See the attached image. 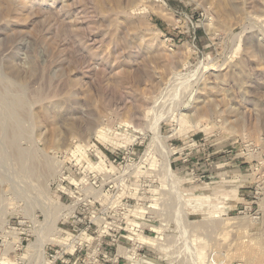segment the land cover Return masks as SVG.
Here are the masks:
<instances>
[{
    "label": "rangeland",
    "instance_id": "1",
    "mask_svg": "<svg viewBox=\"0 0 264 264\" xmlns=\"http://www.w3.org/2000/svg\"><path fill=\"white\" fill-rule=\"evenodd\" d=\"M61 230L57 264H264V0H0V264Z\"/></svg>",
    "mask_w": 264,
    "mask_h": 264
},
{
    "label": "built area",
    "instance_id": "2",
    "mask_svg": "<svg viewBox=\"0 0 264 264\" xmlns=\"http://www.w3.org/2000/svg\"><path fill=\"white\" fill-rule=\"evenodd\" d=\"M77 218L78 217H77L76 212H75V217L70 219L68 222L73 220V222L77 224L79 222ZM72 226H75V225L72 224ZM74 232L78 233V231L75 229H74ZM62 233H64L66 236H68V234H70L71 237L67 238L66 241L64 242V244H58V246H60L59 248L61 249V251L57 252V255L50 257V258H52L51 264H57L59 262H67L66 260H64L65 257H67V256L71 257L70 259L72 260L75 256V254L77 252H79L80 249H82L84 247L83 246L84 245L83 244L84 239L81 237V235H78V234H75V233L69 232V231H62ZM70 259H69V262H71Z\"/></svg>",
    "mask_w": 264,
    "mask_h": 264
},
{
    "label": "bare ground",
    "instance_id": "3",
    "mask_svg": "<svg viewBox=\"0 0 264 264\" xmlns=\"http://www.w3.org/2000/svg\"><path fill=\"white\" fill-rule=\"evenodd\" d=\"M223 3H224V2H223ZM183 116H184V115H183ZM192 124H193V123H192ZM35 161H36V160H35ZM34 165H36V164H34ZM56 166H57V165H56ZM36 167H37V166H36ZM167 168H168V169H167V172H169V175H170L171 171H170V163H169V161H167ZM53 169H54V168H53ZM34 170L36 171L35 166H34V168L30 169L29 171H32V172H33ZM43 170H44V172H43V173H44L43 178H44V177L48 176V174H50V173L52 172V165L47 164V165L44 167ZM171 174H172V173H171ZM46 185H48V184H46ZM46 185H45V186H46ZM42 186H43V185H42ZM47 188H48V186H47ZM47 188H46V190H47ZM176 189H177V188H176ZM47 193H49V192H47ZM34 198H35V197H34ZM206 201H207V200H206ZM50 202H51V201H50ZM42 203H43V202H42ZM33 205H34V204H33ZM55 207H56V206H55ZM62 207H63V205H62ZM223 208H224V207H223ZM223 208H220V210H221V211H220V214L224 211ZM55 210H56V213H53V214H52V216H53V217H52V218H53L52 221H53V222L50 221V222H51V223H50L51 225H50V228H49L50 230H48V233H49V231H51V232H50L49 235H47V236H48V237H47V241H50L49 238L53 235V233H54V231H55L56 220L58 219V215H59L58 211L61 210V208H55ZM49 213H50V212H49ZM220 214L218 213L219 216H220ZM54 219H55V220H54ZM68 219L70 220V219H72V217L70 216ZM210 221H211V220H210ZM210 221H209V222H210ZM56 228H57V227H56ZM61 232H62V231H61ZM63 234H64V233H63ZM63 234L60 233V234L58 235V238H61V240L64 241V242L66 241L67 238H70V237H71L70 234H68V236H66L65 234L63 235ZM41 236H43V234H42ZM42 238H43V237H42ZM41 240H42V239H41ZM144 240H145V239H144ZM43 244H44V243H43ZM59 244H64V243H60V242H59ZM192 248H193V247H192ZM219 248H220V247H219ZM45 252H46V251H45V245H43V246L41 245V248H40V258H41L40 260H41V261H40V264H51V262H49V263H48V262H45V263H44V261L42 260V258H44L45 254H46ZM154 261H156V263H158L157 260H154ZM251 263H252V262L250 261V264H251ZM209 264H216V261H215V260H211ZM252 264H253V263H252Z\"/></svg>",
    "mask_w": 264,
    "mask_h": 264
}]
</instances>
